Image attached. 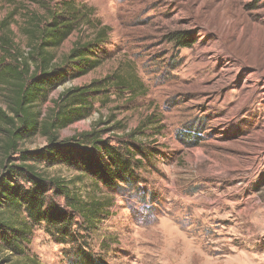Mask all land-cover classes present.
<instances>
[{"label": "rangeland", "instance_id": "374dc122", "mask_svg": "<svg viewBox=\"0 0 264 264\" xmlns=\"http://www.w3.org/2000/svg\"><path fill=\"white\" fill-rule=\"evenodd\" d=\"M64 1L93 26L80 22L54 63L74 43H93L98 25L108 29L98 47L105 59L50 92L42 116L67 90L121 78L55 144L67 141L102 159L91 145L68 141L95 132L105 144L133 150V143L141 168L134 182L103 186L81 169L47 163L46 137L22 136L17 154L0 156V182L25 192L35 187L31 169L44 181L47 208L66 215L62 223L50 213L35 223L19 214L28 224L27 259L74 264L83 251L97 264H264V0H0V41L10 43L0 61L17 66L28 54L29 22L49 23ZM2 93L0 110L7 111ZM147 117L155 124L131 142L127 135ZM3 139L0 132V147ZM63 189L106 209L88 226L66 208ZM15 263L23 262L0 242V264Z\"/></svg>", "mask_w": 264, "mask_h": 264}, {"label": "trees", "instance_id": "16d2710c", "mask_svg": "<svg viewBox=\"0 0 264 264\" xmlns=\"http://www.w3.org/2000/svg\"><path fill=\"white\" fill-rule=\"evenodd\" d=\"M86 16L85 11H80L70 1L59 3V6L49 13V23L38 25L29 22L25 29L30 41L28 54L24 59L18 58L17 66H6L0 61V90L3 91L2 97L7 110H0V132L6 136V139L1 141L3 143L0 147V156L8 160V154H17L18 142L24 137L31 138L39 134L46 137L50 143L45 152L47 163L81 169L83 177L91 178V181L97 184L112 187L116 183L125 184L138 179L137 172L141 168V159L138 156L141 152L132 145L133 143L130 145L133 150L105 144L98 140L99 136L95 132L74 136L68 140L80 146L89 144L92 150L101 154L102 159L91 160L89 155L76 150V146L69 144L70 142L64 141L63 144H58L60 146L55 142L60 130L90 116L97 97L110 88L112 83L117 84V80L121 78L105 77L89 85L67 90L52 101L53 108L47 114L42 116L40 111V106L47 101L50 92L66 81L97 68L105 59V51L99 50L98 47L106 44L108 29L100 28L97 24L98 31L93 43L82 44L79 41L74 43L62 62L57 65L54 63V51L80 22L85 20L87 25L93 26L92 21H86ZM0 26L4 27L5 22ZM176 36L182 44L184 38L173 35L174 38ZM7 40L5 38L0 41L2 55L10 53L7 48L10 43ZM58 65H61L60 68ZM153 124H155L153 118L147 117L127 137L133 142L136 134H143L144 130L149 131ZM159 129H156L158 130L156 133H159ZM21 155L25 160L26 153L23 152ZM28 173L32 176L31 183L35 187L25 192L20 187L9 186L4 179L0 182V230L3 231L0 233V242L2 248L15 252L23 262L15 264H36L33 260L27 259L21 249V246L28 242V224L19 214L27 215L35 223L45 222L49 213L53 218L59 217V223L66 219L65 214L58 215L51 207L47 208L43 200L44 181L31 169ZM50 183H53L56 189L65 188L61 187L59 182ZM60 191L63 192L61 196L66 202V208L84 222L88 221V226L93 224L98 211L106 209L105 203L81 202L74 197L70 198L66 189ZM74 260V264H97L91 255L83 251L76 253Z\"/></svg>", "mask_w": 264, "mask_h": 264}]
</instances>
